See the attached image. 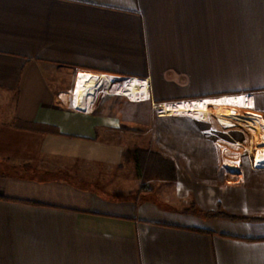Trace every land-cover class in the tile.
<instances>
[{"label": "crops", "instance_id": "0c3cea01", "mask_svg": "<svg viewBox=\"0 0 264 264\" xmlns=\"http://www.w3.org/2000/svg\"><path fill=\"white\" fill-rule=\"evenodd\" d=\"M98 74L154 102L60 99ZM192 78L239 89L202 114L254 129L252 111L262 143L264 0H0V264H264V146L226 130L245 146L227 174L198 120L153 113ZM138 149L173 168L143 178Z\"/></svg>", "mask_w": 264, "mask_h": 264}, {"label": "rangeland", "instance_id": "374dc122", "mask_svg": "<svg viewBox=\"0 0 264 264\" xmlns=\"http://www.w3.org/2000/svg\"><path fill=\"white\" fill-rule=\"evenodd\" d=\"M172 81L174 83V89L173 90L175 91V89L177 88L178 90H181V92H183L184 94L183 95H181V94H177L176 95L175 94L170 99L169 98L168 99L167 98L166 99H160L161 102H164V101H167V102L174 101L175 102V101H180V100H192V99H201V98H210V97H212V98L215 97L216 98V97H219V96H222V95H225V94L226 95L241 94L240 93L241 91L239 89H235L234 88L233 91H230V90L226 89V84H225L226 79H224V78L172 79ZM231 81H232L233 84H236L237 82L240 81V79H231ZM114 88L115 87L110 88L109 90H104V92H102L99 95L100 97H99L98 100H100L104 95H107L110 92H114ZM74 92H77V90L74 91ZM85 96H86V94H85ZM67 99H68V97H66V99H65L66 102H68ZM150 99H151V96H150ZM151 100L154 102L153 99H151ZM152 101H151V103H152ZM153 113H154L155 116L159 115L155 108H154V112ZM200 114H202V113H200ZM216 114H217L216 110L211 109L210 112L208 113V115H210V118L207 117V119H206V117L192 116L196 120H198V122H199L198 124L195 125V128L197 126L199 128H201L203 130L202 134H203V132H206V131L208 132L209 131L208 134L210 135L211 139H213L212 137H214L222 145V147L220 148L222 150V152L224 153V156L221 157V165L222 166H224V163L226 162L225 160H227V161H229V163L237 164L238 165V166H236V169H237L238 167H240L239 154H240L241 150L245 146L244 145L243 146L242 145H238V144L234 145L235 140H237V138L239 139V136L235 137V135H233L232 137H230L229 135L226 134V130L230 129L231 127H234L235 129H238L236 132H238V134H240L241 131L239 130L240 129L239 125L240 124L246 125V126H248V125L245 124V123H237V124L234 123L233 124L229 120H223L221 118H217ZM161 115H163V114H161ZM213 117H216V118H213ZM249 117L252 119L253 125H254V129H253V126H251V125H250V127L248 126L249 135H250V138L252 140L251 145H252V147H263L264 144L261 143L260 135L258 133V130L256 132L257 125H256V122L254 120L252 111L249 112ZM208 121H209V123H208ZM218 124H220V125L218 126ZM229 124H230V126H229ZM137 133H138V146H139V144L145 145L146 143L139 139L140 136L143 135V134H140L141 132H137ZM243 135H245V134H243ZM224 140H231V142H233V144L231 145L230 144L231 142H230L228 144V146L226 147ZM148 150H150V149H148ZM155 159H158V158H155ZM155 159H154L155 165L152 168H150V166H147V169L145 170V175L146 176L143 175V178H148L149 177V178H153L154 180H158V179H155V178H159V177L158 176L155 177L154 175L159 174V172H161V169H160L161 166L159 167V164H160L159 161L160 160L159 161L158 160L155 161Z\"/></svg>", "mask_w": 264, "mask_h": 264}, {"label": "bare ground", "instance_id": "6f19581e", "mask_svg": "<svg viewBox=\"0 0 264 264\" xmlns=\"http://www.w3.org/2000/svg\"><path fill=\"white\" fill-rule=\"evenodd\" d=\"M99 77V79H97ZM96 78V81L94 82L93 91L90 96V98L86 99H79L76 97L75 94H64V97H68L70 95L72 98L71 101H74L75 105L77 107H80L81 109H89L91 105V101L95 99L96 93H100L101 91L104 92L105 88H108L110 86L113 87L112 84H110L109 79L106 77L98 76ZM98 84L99 88H96ZM122 90L124 93L131 99L136 101L141 100H147L150 97V91L148 86V81L144 79L139 78H127L122 83ZM101 92V93H102ZM160 113L163 115H186V116H196V117H209V115L200 114L203 113L206 110V102L203 99H197V100H185V101H176V102H166L159 105ZM216 118V117H213ZM209 120V119H208ZM209 123V121H208ZM215 123V122H214ZM220 124H218L219 126ZM230 126V124H229ZM222 129V128H221ZM227 129V128H226ZM254 144V143H253ZM232 145V144H231ZM232 148V147H231ZM226 149V148H225ZM227 165H233V167L238 166L237 164L229 163V161L225 160Z\"/></svg>", "mask_w": 264, "mask_h": 264}, {"label": "built area", "instance_id": "2783aa9c", "mask_svg": "<svg viewBox=\"0 0 264 264\" xmlns=\"http://www.w3.org/2000/svg\"><path fill=\"white\" fill-rule=\"evenodd\" d=\"M81 74H83L82 72H79V74H78V78L80 77V75ZM99 75V74H98ZM100 76V75H99ZM97 79H99V77L97 78ZM78 80V79H77ZM125 79H120V80H117V79H109V82H110V84H112V85H117L116 86V91L119 93V94H121V95H123V96H125V97H127L129 100H133V99H131V98H129L123 91H122V89H121V87H122V83H123V81H124ZM96 81H98V80H96ZM98 83H99V81H98ZM149 86V85H148ZM96 88H99L98 87V84H97V86H96ZM111 87L110 86H108V88H105V90H109ZM74 90H75V88L74 89H72V90H70V91H68L67 93H65V94H70L71 92H74ZM102 92V91H101ZM101 92L100 93H96V95H95V99L93 100V101H91V105H90V107H89V109H86V110H83V109H79L80 107H77V105H75V103H74V101H71L70 99L72 98L70 95H68V102L71 104V106L74 108V109H78V110H83V111H86V112H88V113H90L91 111H93L94 110V108L96 107V105H97V103H98V99H99V95L101 94ZM59 97H60V99L61 100H63V101H65V97H64V94H60L59 95ZM65 98V99H64ZM149 99H150V97H149ZM66 102V101H65ZM159 105L160 104H154V107H155V109L157 110V113L159 114V115H161L160 114V111H159ZM263 138V137H262ZM263 139H262V143H263ZM264 144V143H263ZM224 168H225V172L227 173V174H234V173H237L238 171H239V167L236 169V167L234 166L233 167V165H232V167H231V165H227L226 163H224Z\"/></svg>", "mask_w": 264, "mask_h": 264}, {"label": "trees", "instance_id": "16d2710c", "mask_svg": "<svg viewBox=\"0 0 264 264\" xmlns=\"http://www.w3.org/2000/svg\"><path fill=\"white\" fill-rule=\"evenodd\" d=\"M158 158V159H155ZM154 159L155 161H159L160 160V156L158 153L156 152H152L150 150H142V149H138L136 151V165H137V169H138V173L141 176H146L145 175V170L147 169V166H150V168H152L155 163H154ZM153 160V161H152ZM160 162V161H159ZM166 167V168H173V163L167 160H162V162H160L159 167ZM220 213H209V215L211 216H217ZM233 218H237V217H233Z\"/></svg>", "mask_w": 264, "mask_h": 264}]
</instances>
